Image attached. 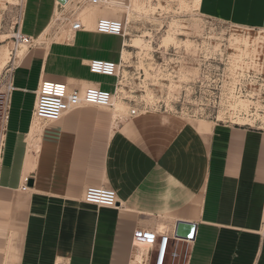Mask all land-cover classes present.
<instances>
[{
    "label": "crops",
    "instance_id": "obj_1",
    "mask_svg": "<svg viewBox=\"0 0 264 264\" xmlns=\"http://www.w3.org/2000/svg\"><path fill=\"white\" fill-rule=\"evenodd\" d=\"M72 1H23L19 28L32 43L9 80L0 264H152L166 233L165 264H264L263 126L92 105L57 121L36 116L43 81L109 92L119 83L89 65L123 66L125 36L97 30L99 19L118 16L95 4L81 13L82 29L68 17L57 25L61 6ZM200 7L206 16L264 29V0H200ZM88 185L115 189L118 207L86 201ZM180 221L195 224L191 240L176 235Z\"/></svg>",
    "mask_w": 264,
    "mask_h": 264
},
{
    "label": "rangeland",
    "instance_id": "obj_2",
    "mask_svg": "<svg viewBox=\"0 0 264 264\" xmlns=\"http://www.w3.org/2000/svg\"><path fill=\"white\" fill-rule=\"evenodd\" d=\"M102 1L73 0L61 6L56 24L63 26L66 17L69 25L81 21L95 4L126 22L113 108L124 114L168 110L194 119L230 116L264 127V29L206 16L200 0ZM22 4L0 0V127L11 72L24 48L16 39ZM248 72L257 78L250 80Z\"/></svg>",
    "mask_w": 264,
    "mask_h": 264
},
{
    "label": "built area",
    "instance_id": "obj_3",
    "mask_svg": "<svg viewBox=\"0 0 264 264\" xmlns=\"http://www.w3.org/2000/svg\"><path fill=\"white\" fill-rule=\"evenodd\" d=\"M22 2L24 0H21ZM20 26V24H19ZM72 28L74 30H80L83 28L81 22L72 23ZM126 29V22L120 19L103 17L99 19L97 23V30L101 33H109L115 35L125 36L124 32ZM16 39L18 42H25L27 44L32 43V38L24 35L20 28H18L16 33ZM90 70L94 73L104 74L109 76L119 77L122 66L121 62H111L105 60L93 59L90 61ZM244 76L239 73L237 78ZM247 78L250 80L256 79L252 73L247 74ZM11 87V84L8 85V91ZM118 92V87L115 88L114 92H109L99 88L98 86H90L81 90H72L67 83L64 82H54V81H43L40 84L38 89L37 103L35 107V114L39 118L48 120V121H57L60 120L67 112L78 108L82 105H92L100 106L104 108H111L114 106V96ZM8 95V94H7ZM6 112H7V99H6V108L4 114V121L0 127V162L3 157L5 138H6ZM251 116V115H250ZM248 117V116H247ZM215 121L225 125H238L244 127H253L257 126L250 122H239L236 120V117L231 118L227 116L225 118H219L218 115L215 117ZM28 186H24L23 190H27ZM84 199L88 202L97 204L98 206L118 207L119 199L117 191L113 188L100 185H88L84 193ZM171 236L169 234H162L160 237L159 245L156 250V255L154 262L152 264H165L168 244ZM178 240L180 239L177 237ZM192 236L190 235L186 240H191ZM173 255H177V252H173ZM144 258L141 261H137L136 264H151Z\"/></svg>",
    "mask_w": 264,
    "mask_h": 264
},
{
    "label": "water",
    "instance_id": "obj_4",
    "mask_svg": "<svg viewBox=\"0 0 264 264\" xmlns=\"http://www.w3.org/2000/svg\"><path fill=\"white\" fill-rule=\"evenodd\" d=\"M61 2H66L67 0H59ZM32 183V181H31ZM195 232V224L187 222H178L176 227V235L179 237L188 238L192 236Z\"/></svg>",
    "mask_w": 264,
    "mask_h": 264
},
{
    "label": "bare ground",
    "instance_id": "obj_5",
    "mask_svg": "<svg viewBox=\"0 0 264 264\" xmlns=\"http://www.w3.org/2000/svg\"><path fill=\"white\" fill-rule=\"evenodd\" d=\"M60 2H61V1H60ZM137 2H138V1H137ZM61 3H62V5L67 4V3H68V0H67L66 2H61ZM22 6H23V4H22ZM75 22H78V21H74L73 23H75ZM79 22H81V21H79ZM81 23H82V22H81ZM135 43H136V42H135ZM22 45L24 46V48H25V46H28V44L25 43V42H23ZM132 46L135 47V45H133V44H132ZM24 48H22V50L19 51L20 54H21V53L23 54L24 51H25V49H26L27 47H26L25 49H24ZM20 54H19V56H20ZM121 66H122V64H121ZM117 95H118V92L115 94L114 99H115V97H116ZM119 105L123 106V103L120 102Z\"/></svg>",
    "mask_w": 264,
    "mask_h": 264
}]
</instances>
